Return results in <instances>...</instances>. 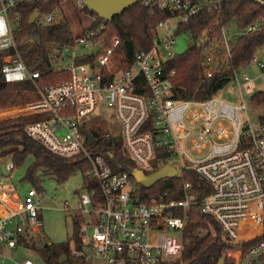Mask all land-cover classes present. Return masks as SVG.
Wrapping results in <instances>:
<instances>
[{
	"label": "built area",
	"instance_id": "built-area-1",
	"mask_svg": "<svg viewBox=\"0 0 264 264\" xmlns=\"http://www.w3.org/2000/svg\"><path fill=\"white\" fill-rule=\"evenodd\" d=\"M35 1L0 0V52L11 51L2 56L0 64V78L7 83L40 77V71L27 68L13 34L14 22L21 18V13L14 10ZM72 1L87 21L74 27L75 45H65L59 51L60 66L70 72V78L44 88L37 86L40 98L20 105L22 114H48L26 127L28 136L55 154H81L91 163L84 174L97 184L80 192L78 208L73 211L78 226L73 247H69L71 258L76 260L71 264H93L94 258L107 264L177 261L182 257L189 214L196 205L218 222L222 240L234 245L225 256L229 264H264V121L255 125L249 116L243 120L242 113L248 115L246 103L228 101L220 92L206 100L176 99L164 69V62L176 54L172 49L181 25L202 9L212 8L213 0H142L145 6L167 11L170 16L157 24L152 47L138 54L129 66L124 64L118 38L109 44L99 40L107 20L99 21L87 11L85 0ZM59 19L54 13H40L35 22L48 25ZM257 28L252 24L230 37L224 28L219 37L208 39L204 48L208 75L214 71L219 48L229 59L233 38ZM184 34L192 40L189 33ZM80 44L89 51L76 52ZM98 44L100 48L94 54ZM262 52L254 55L247 68L256 65L264 69V49ZM88 55L87 60L77 61ZM252 81L244 72L234 73L233 83L239 90L251 89ZM105 106L114 109L122 126L121 135L107 132L105 136L121 138L123 153L135 167L146 173L155 171L158 155L165 150L169 155L156 170L170 164L177 169L176 177H183L185 168H193L207 181L211 192L200 200L187 182L181 199L162 196L140 200L129 173L114 171L102 154L90 149L99 145L92 130L86 132L85 128L98 118L97 109ZM221 119L233 122L235 129L218 122ZM187 122L196 134L191 149L197 153H203L214 137L232 136V140L212 143L206 157L192 160L178 148L176 135L191 130ZM87 133L95 138L92 145ZM174 155L179 157L180 168L172 162ZM14 169L12 162L0 173V264H35L30 258L17 259L16 252L30 246L22 239L34 238L41 247L45 244L38 190L31 187L21 198L12 180Z\"/></svg>",
	"mask_w": 264,
	"mask_h": 264
},
{
	"label": "trees",
	"instance_id": "trees-1",
	"mask_svg": "<svg viewBox=\"0 0 264 264\" xmlns=\"http://www.w3.org/2000/svg\"><path fill=\"white\" fill-rule=\"evenodd\" d=\"M213 3L215 5L212 8L202 9L189 22L181 25L178 33H189L192 44L185 51L176 53L164 62L166 77L172 84L174 96L178 100L209 99L229 87L233 83L234 73L247 68L254 55L264 49V0H213ZM14 11L21 13V18L15 21L13 26L18 52L29 70L40 71V77L36 81L28 79L18 83H7L0 78V110L35 102L40 98L37 86L44 88L70 78V72L60 66L59 51L65 45H75L74 27L83 25L84 21L79 17V23L74 24L71 18L64 14L62 0H37L34 3L18 5ZM35 11L42 14L54 13L56 16L61 14V17L48 25L36 22L29 24V18ZM92 14L96 15L99 21L103 20L96 13ZM169 16L170 13L167 11L151 9L139 2L117 15L112 21H107L99 40L109 44L118 38L121 43L120 51L124 55V64L129 66L138 54L152 47L157 24ZM233 22L240 31L252 24H257L258 28L233 38L229 59H225L226 51L219 48L216 51L218 60L214 65V71L212 75H208L204 66V48L207 42L205 38L219 37L223 29ZM37 36L40 37V44L36 41ZM8 52L11 51L0 52V64L2 56ZM88 57L90 56L79 57L77 61H85ZM173 71L174 74H171ZM262 95L264 91L254 94L256 97ZM47 117V113H36L0 119V158H12L16 167L24 163L29 156H33L34 160L29 165L24 179L39 190L44 175L53 176L59 183H64L78 171L85 173L91 167L86 156L77 154L66 157L55 154L41 142L27 135L25 129L30 123ZM260 120L264 121V113ZM92 133L99 147L91 146L90 149L94 153L102 154L114 171L128 172L136 183V195L142 201L162 196L168 199H181L187 182L191 184L190 191L197 193L200 200L211 192L207 181L190 167L184 169L183 177H168L151 187H145L137 183L132 175L135 164L124 155L121 138L106 137L97 130H92ZM168 155L165 150L160 151L155 163L156 169L159 162ZM95 184L97 183L94 180L85 176L81 190ZM22 241L35 247L33 239L26 238ZM232 248L234 245L222 240L218 222L212 216L203 213L200 205H196L193 206L184 229L182 257L177 261L161 264H219L223 258L224 264H229L225 256ZM41 251L52 252V258H47V264H61L59 258L63 254L68 257L65 264L76 262L70 256L69 245L56 246L48 242L42 246Z\"/></svg>",
	"mask_w": 264,
	"mask_h": 264
},
{
	"label": "rangeland",
	"instance_id": "rangeland-1",
	"mask_svg": "<svg viewBox=\"0 0 264 264\" xmlns=\"http://www.w3.org/2000/svg\"><path fill=\"white\" fill-rule=\"evenodd\" d=\"M64 14L71 18L72 22L79 23V17L84 21H87L86 16L78 13L74 7V2L68 1L64 3ZM61 17V14L59 15ZM227 36H232L240 32L235 22L225 27ZM208 42V37H206ZM205 44V47L207 45ZM192 44V40L186 34H179L177 37V43L173 46L172 51L174 53H181L185 51ZM76 52L83 53L89 51V49L80 44L76 47ZM263 49L258 51V54H263ZM259 55V56H260ZM241 72L248 74L253 81L251 82V89L243 87L239 90L237 85L231 83L227 88L220 91L222 97L232 102H245L248 109V115L243 112L242 119L246 120L247 117L257 125L260 121V116L264 113V95L254 96L258 91H264V69L257 67L256 65L245 68ZM21 106L0 110V119L9 117H15L22 114ZM98 118L94 121H90L86 126V132L91 130H97L102 134L107 132L121 135L122 126L116 116L114 109L110 107L98 108L96 116ZM229 127L230 130L235 129V125L231 121L224 119L219 120ZM188 128L183 133L176 132L178 139V148L183 150L192 160H201L206 157L212 147V143L219 144L232 140V136L228 139H218L214 137V140L207 143V149L203 153H197L191 149V143L193 138L196 136L195 132L192 131V125L187 122ZM183 162L185 156H181ZM175 159V160H174ZM34 157L29 156L24 163L16 166L14 169V177L12 178L13 183L17 185V190L21 198L26 194L29 188L32 186L27 180L24 179L26 171L29 165L33 162ZM13 160L10 157L0 158V173L5 171L6 164L12 163ZM180 168L179 157L174 155L173 161ZM41 190H38V199L40 210V216L43 220L44 226L42 228V234L44 236L45 243H53L56 246L73 247L74 235L78 226V217L74 214V210L78 208L79 196L82 191L81 188L84 185L85 176L82 171H78L75 175H72L64 183H59L56 178L50 175H44L41 178ZM68 209V210H65ZM35 247H21L16 252L17 259L30 258L35 264H47V258H52L51 251H41V246L37 244L34 238ZM93 264H107V262L100 258H94ZM219 264H224V258L221 259Z\"/></svg>",
	"mask_w": 264,
	"mask_h": 264
},
{
	"label": "water",
	"instance_id": "water-1",
	"mask_svg": "<svg viewBox=\"0 0 264 264\" xmlns=\"http://www.w3.org/2000/svg\"><path fill=\"white\" fill-rule=\"evenodd\" d=\"M142 0H85L86 7L89 11L96 13L101 18L112 21L117 15H120L126 9L134 6L135 4L141 2ZM259 1V0H257ZM40 12L35 11L29 18V24H33L36 19L39 17ZM38 44L41 43L40 37H36ZM100 45H96L94 54L98 52ZM88 143L92 145L95 142V138L91 133H87ZM132 175L135 178L136 182L145 186L151 187L156 184L158 181L168 178L175 177L177 175L176 167L166 164L158 170H155L150 173H146L138 167L132 169ZM67 261V255L63 254L59 258L61 264Z\"/></svg>",
	"mask_w": 264,
	"mask_h": 264
}]
</instances>
